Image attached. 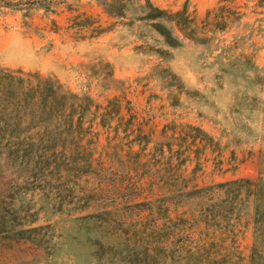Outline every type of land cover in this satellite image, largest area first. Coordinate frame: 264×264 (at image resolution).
<instances>
[{"label": "rangeland", "instance_id": "1", "mask_svg": "<svg viewBox=\"0 0 264 264\" xmlns=\"http://www.w3.org/2000/svg\"><path fill=\"white\" fill-rule=\"evenodd\" d=\"M151 1L172 13L186 6L197 41L175 31L179 45L169 47L138 21L141 0L123 19L102 0L0 15V68L54 77L100 114L117 112L105 127L88 115L81 139L41 147L33 159H0V264H183L165 246L167 219L194 209L183 193L264 177V8ZM233 12L225 28L217 24ZM78 23L108 32L93 39ZM254 219L250 195L225 242L229 264H251ZM15 235L23 240L5 239Z\"/></svg>", "mask_w": 264, "mask_h": 264}, {"label": "trees", "instance_id": "2", "mask_svg": "<svg viewBox=\"0 0 264 264\" xmlns=\"http://www.w3.org/2000/svg\"><path fill=\"white\" fill-rule=\"evenodd\" d=\"M66 0H0V15L5 12H21L29 17L34 10L56 14L55 10ZM255 2L258 8H264V0H246ZM137 0H102V6L110 18L123 19L129 6ZM138 8L141 13L138 21L152 23L153 29L163 38L169 47H177L180 39L177 31L185 39L193 38L195 20L188 14L187 7L172 13L156 7L151 0H141ZM228 10L221 7L220 12ZM237 16L235 12L219 16L217 23H226ZM221 22V23H220ZM225 24V25H224ZM75 27L90 28L92 38L107 33L98 23L94 25L74 24ZM170 25L171 27H168ZM92 98L79 96L67 89L54 77H44L39 73L0 68V159H33L41 147L47 145H65L68 141H77L82 137L79 132L84 128L88 115L99 119V126L105 127V118L117 114L105 108L100 114ZM198 136L207 135L199 128L189 127ZM169 151L172 148L169 147ZM179 152L176 151L175 154ZM183 193L189 208L176 219H167L165 242L169 260L180 256L183 264H229L225 251L226 239L233 233L232 220L240 211L245 199H255L254 247L251 264H264V177L256 182L251 179H238L227 183ZM196 207V209H195ZM169 211V209H166ZM3 220V218H0ZM175 229V230H174ZM213 237H209V231ZM27 231L16 232L22 236ZM193 232V233H192ZM200 234L195 238L194 233ZM186 237L174 242V237ZM6 237L13 243H20L23 237ZM178 244V245H177Z\"/></svg>", "mask_w": 264, "mask_h": 264}]
</instances>
